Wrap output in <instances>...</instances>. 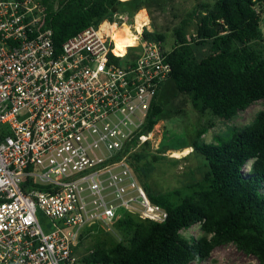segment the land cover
I'll list each match as a JSON object with an SVG mask.
<instances>
[{
  "label": "built area",
  "instance_id": "built-area-1",
  "mask_svg": "<svg viewBox=\"0 0 264 264\" xmlns=\"http://www.w3.org/2000/svg\"><path fill=\"white\" fill-rule=\"evenodd\" d=\"M134 18L112 12L57 50L38 0H0V264H84L86 229L167 219L126 160L171 74L147 25L114 53L108 31L137 35Z\"/></svg>",
  "mask_w": 264,
  "mask_h": 264
},
{
  "label": "trees",
  "instance_id": "trees-1",
  "mask_svg": "<svg viewBox=\"0 0 264 264\" xmlns=\"http://www.w3.org/2000/svg\"><path fill=\"white\" fill-rule=\"evenodd\" d=\"M38 1L45 8L46 25L57 50L112 12L132 18L140 9L136 2L140 0H132L127 8L119 0ZM257 7H264V0H214L202 11L191 43L185 40V20L174 29L175 41L167 58L169 79L195 111H209L224 121L255 102H262V111L251 126L233 131L228 139L194 144L207 169L201 182L192 185L191 193L179 201L175 200L176 190L153 195L142 184L150 201L166 211L167 219L142 222L122 213L113 225L126 236V244L95 248L82 258L84 264H190L206 260L215 248L227 244L264 264V51L251 46L264 37V11ZM144 35L148 40L163 41L160 36ZM200 50L204 56L199 57ZM161 88L143 133L150 132L161 111ZM127 152L128 148L123 155ZM195 226L202 233L200 238L181 236V231ZM93 228L96 226L84 234Z\"/></svg>",
  "mask_w": 264,
  "mask_h": 264
},
{
  "label": "rangeland",
  "instance_id": "rangeland-1",
  "mask_svg": "<svg viewBox=\"0 0 264 264\" xmlns=\"http://www.w3.org/2000/svg\"><path fill=\"white\" fill-rule=\"evenodd\" d=\"M119 1L124 3L127 0ZM132 2L128 0L125 7H130ZM136 2L140 4V9L132 18L127 14L129 20L132 21L140 10L145 11L149 20L145 33L162 37V48L170 51L175 41L174 29L185 20V40L191 43L202 11L211 7L214 0ZM257 10L264 11V7H257ZM119 13L123 14L120 11ZM145 36L144 39H150ZM251 46L258 51H264V37ZM198 53L199 57L205 55L202 50ZM158 103L161 111L147 136V141L143 144L137 143L131 148L128 157L132 159H128V163L137 181L146 185L151 194H165L176 190V201L191 193L190 187L201 182L207 169L194 144H211L215 138L220 137L228 139L233 131L240 132L251 126L263 109L262 102H255L228 121L212 116L209 111L201 114L191 107L187 96L177 92L171 79L162 85ZM180 234L185 239H198L202 236L199 227L183 230ZM119 242L126 244V236L118 231L116 226H96L84 234L75 251L78 256L84 257L95 248L109 247ZM190 264H258V261L239 252L234 245L227 244L215 248L206 260Z\"/></svg>",
  "mask_w": 264,
  "mask_h": 264
},
{
  "label": "bare ground",
  "instance_id": "bare-ground-1",
  "mask_svg": "<svg viewBox=\"0 0 264 264\" xmlns=\"http://www.w3.org/2000/svg\"><path fill=\"white\" fill-rule=\"evenodd\" d=\"M149 20L145 11L140 10V12L135 15L134 18V32L133 34L126 25L121 28L112 27L108 33L114 43V53L119 56H124L125 51L128 47L134 46L137 40V36L142 34L143 27L148 24ZM103 30H108L107 25L102 26ZM189 151V150H188ZM182 155V153H181ZM180 155V156H181ZM179 157V156H178Z\"/></svg>",
  "mask_w": 264,
  "mask_h": 264
},
{
  "label": "crops",
  "instance_id": "crops-1",
  "mask_svg": "<svg viewBox=\"0 0 264 264\" xmlns=\"http://www.w3.org/2000/svg\"><path fill=\"white\" fill-rule=\"evenodd\" d=\"M127 1H128V0H127ZM127 1H125V2H127ZM125 2H124V3H125Z\"/></svg>",
  "mask_w": 264,
  "mask_h": 264
}]
</instances>
